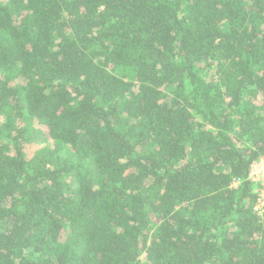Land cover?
<instances>
[{"label": "trees", "instance_id": "obj_1", "mask_svg": "<svg viewBox=\"0 0 264 264\" xmlns=\"http://www.w3.org/2000/svg\"><path fill=\"white\" fill-rule=\"evenodd\" d=\"M263 155L264 0H0V264H264Z\"/></svg>", "mask_w": 264, "mask_h": 264}, {"label": "built area", "instance_id": "obj_2", "mask_svg": "<svg viewBox=\"0 0 264 264\" xmlns=\"http://www.w3.org/2000/svg\"><path fill=\"white\" fill-rule=\"evenodd\" d=\"M247 179L251 181L255 193L253 210L258 214L264 213V155L253 161L248 170ZM234 182L233 185H236Z\"/></svg>", "mask_w": 264, "mask_h": 264}, {"label": "rangeland", "instance_id": "obj_3", "mask_svg": "<svg viewBox=\"0 0 264 264\" xmlns=\"http://www.w3.org/2000/svg\"><path fill=\"white\" fill-rule=\"evenodd\" d=\"M51 143V140L50 139H47L45 138L44 136L38 140L37 142L35 143H32L30 145H28L26 147V153L27 155L31 154L36 148H39L41 147L42 145H45V144H50Z\"/></svg>", "mask_w": 264, "mask_h": 264}]
</instances>
